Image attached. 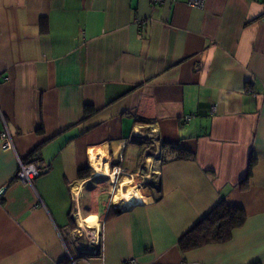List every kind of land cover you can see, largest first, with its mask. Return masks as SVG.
<instances>
[{
  "label": "crops",
  "instance_id": "1",
  "mask_svg": "<svg viewBox=\"0 0 264 264\" xmlns=\"http://www.w3.org/2000/svg\"><path fill=\"white\" fill-rule=\"evenodd\" d=\"M3 121L0 264H264V0H0ZM146 159L159 192L111 199ZM221 200L242 226L180 251Z\"/></svg>",
  "mask_w": 264,
  "mask_h": 264
},
{
  "label": "trees",
  "instance_id": "2",
  "mask_svg": "<svg viewBox=\"0 0 264 264\" xmlns=\"http://www.w3.org/2000/svg\"><path fill=\"white\" fill-rule=\"evenodd\" d=\"M88 111V108H86ZM174 149V148H172ZM179 157H188V153L177 151ZM78 177H86L85 170L78 172ZM245 213L242 209L219 201L197 224L178 240L182 252L197 249L209 244L225 243L232 237L233 231L242 226Z\"/></svg>",
  "mask_w": 264,
  "mask_h": 264
},
{
  "label": "built area",
  "instance_id": "3",
  "mask_svg": "<svg viewBox=\"0 0 264 264\" xmlns=\"http://www.w3.org/2000/svg\"><path fill=\"white\" fill-rule=\"evenodd\" d=\"M151 4H162L167 0H148ZM169 1H176V0H169ZM205 0H188V4L195 8H202L204 6ZM192 117V115H187L184 117V121L188 122L189 119ZM0 148L2 150H14V143L12 140V137L8 131V128L6 126L5 121H3V128L0 130ZM18 170L16 172V179L22 184L32 186L35 179L42 174L44 169L41 167V165L36 161H23L21 159H18ZM124 172V170L120 166L114 167V173H120ZM127 175V174H126ZM133 176V175H128ZM155 192H159V184L156 182L154 184ZM130 264L134 263L133 260L129 261Z\"/></svg>",
  "mask_w": 264,
  "mask_h": 264
},
{
  "label": "rangeland",
  "instance_id": "4",
  "mask_svg": "<svg viewBox=\"0 0 264 264\" xmlns=\"http://www.w3.org/2000/svg\"><path fill=\"white\" fill-rule=\"evenodd\" d=\"M152 166L153 163L149 161V159H146L145 161V167L147 168L146 172L140 170L136 174V176H128L123 172H120L119 174L114 173V175H111L110 178L113 181V184L109 181V179H107L106 181V183L109 182L110 189L113 192L110 194L109 197H111L112 199L120 191L124 193L129 188H133V190L138 189L143 194L145 193L142 190H147L150 193L155 194L154 184H156V182H158L159 179L157 173L155 172V168H153Z\"/></svg>",
  "mask_w": 264,
  "mask_h": 264
},
{
  "label": "bare ground",
  "instance_id": "5",
  "mask_svg": "<svg viewBox=\"0 0 264 264\" xmlns=\"http://www.w3.org/2000/svg\"><path fill=\"white\" fill-rule=\"evenodd\" d=\"M96 162V161H95ZM94 162V166L96 167L97 171L101 170V162L98 161L97 163ZM93 163V162H92ZM126 191V190H125ZM120 196V195H119ZM124 202L129 203L130 200L134 198L133 188H129L126 192L122 194ZM119 203V202H118ZM129 205V204H128Z\"/></svg>",
  "mask_w": 264,
  "mask_h": 264
}]
</instances>
